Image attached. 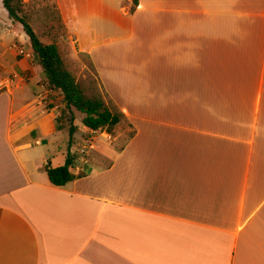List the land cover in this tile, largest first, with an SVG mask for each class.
<instances>
[{
    "label": "crops",
    "instance_id": "crops-1",
    "mask_svg": "<svg viewBox=\"0 0 264 264\" xmlns=\"http://www.w3.org/2000/svg\"><path fill=\"white\" fill-rule=\"evenodd\" d=\"M68 15L85 24L67 47L129 134L80 160L90 129L69 139L74 110L0 0V264H264V0H72ZM67 152L78 176L51 185Z\"/></svg>",
    "mask_w": 264,
    "mask_h": 264
},
{
    "label": "trees",
    "instance_id": "trees-1",
    "mask_svg": "<svg viewBox=\"0 0 264 264\" xmlns=\"http://www.w3.org/2000/svg\"><path fill=\"white\" fill-rule=\"evenodd\" d=\"M2 7L9 18L20 24L22 32L27 37L30 52L41 67L47 85L59 91L64 108L69 112L74 110L83 115L80 120L82 128L103 130L109 134L111 128L118 123V114L115 110H110L101 99L86 97L82 93L73 76L64 69L56 46L53 43H41L22 17V0H2ZM71 121L72 116L68 127L69 139L74 131ZM73 161V155L67 152L62 165L45 166L44 172L48 182L54 186H61L77 177L78 175L75 176L68 170L73 165Z\"/></svg>",
    "mask_w": 264,
    "mask_h": 264
},
{
    "label": "rangeland",
    "instance_id": "rangeland-1",
    "mask_svg": "<svg viewBox=\"0 0 264 264\" xmlns=\"http://www.w3.org/2000/svg\"><path fill=\"white\" fill-rule=\"evenodd\" d=\"M71 2L72 0H58L57 2L61 13H63V18L65 19L67 26H64L62 24L54 0H22L23 7L21 15L24 20L30 25L41 43H53L56 46L64 69L73 76L74 80L78 83L82 93L86 97L101 99L110 110L114 111L115 108L99 91L94 73L91 67L88 65L86 59L83 57L84 55H73L71 48L67 47L69 45V40L67 38V30L65 29V27L67 28L71 25L83 27L85 24L83 17H75L74 21L70 20L68 12L69 8L71 7ZM17 32L19 31L17 27H15V33L17 34ZM22 34V36H25L23 32ZM145 99L146 98H139L142 103H145ZM125 105L129 109H131L132 107V105L129 104ZM80 117H82V115L79 112L74 111V115L72 116L73 120L71 121V123L75 124L78 129L80 128ZM102 132L105 131L101 130L91 135L93 137H97V135L99 134L100 137L98 136L96 141L100 144H103L105 141H107L116 143V145H118L120 141L122 143V141L126 139L127 135L129 134V129L127 128V124L125 123V121L121 119L120 123L114 125L111 128L110 133L108 134L109 136L106 134H100ZM88 136L89 134L86 132H79V137L77 140L81 145L87 144L85 143V140H87ZM81 145L77 148H80ZM85 150H88L87 147L84 148V152L77 153V156L80 157L81 161H86L88 159L89 151L87 153V151Z\"/></svg>",
    "mask_w": 264,
    "mask_h": 264
},
{
    "label": "built area",
    "instance_id": "built-area-1",
    "mask_svg": "<svg viewBox=\"0 0 264 264\" xmlns=\"http://www.w3.org/2000/svg\"><path fill=\"white\" fill-rule=\"evenodd\" d=\"M95 131L96 130L88 131L89 136L87 137V140H85L86 141L85 143H87V144L81 145V147L79 148V153L84 152V148H86L87 146H89L93 142L95 137H93L91 134H94ZM85 151H87V150H85Z\"/></svg>",
    "mask_w": 264,
    "mask_h": 264
}]
</instances>
